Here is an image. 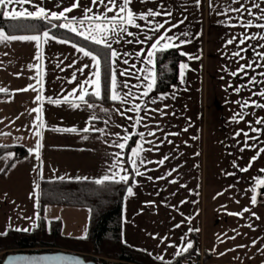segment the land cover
I'll return each instance as SVG.
<instances>
[{
  "label": "crops",
  "instance_id": "1",
  "mask_svg": "<svg viewBox=\"0 0 264 264\" xmlns=\"http://www.w3.org/2000/svg\"><path fill=\"white\" fill-rule=\"evenodd\" d=\"M75 2L76 0H32L31 4L10 5L3 11L12 8L20 10L21 7L35 11L39 5L49 12L59 13ZM253 2L264 8V0H240L247 8H251ZM240 3H233V0H212L210 7L209 0H201L197 7L195 0H133L130 7L136 13L147 12L148 9L171 11V17L161 15L149 19L160 23L169 21L166 28L177 24L178 27L172 28L168 35L190 42L180 44L177 48L187 55L178 63L176 81L165 90L153 89L148 97L141 96L144 85L136 77L142 78L144 75L139 69L151 68L152 65L146 64L143 56L137 58L135 54L142 50L146 53L151 42L138 44L135 40H143L146 35L155 37L157 34L151 31L148 21L137 20L142 30L129 27V31L135 33V36L125 35L119 43L112 42V47L120 54L116 65L118 80H127L133 93L128 98L129 102L124 104L111 100L102 103L86 97L89 103L95 104L90 109L77 99L80 91L77 81L83 83L95 69L89 67L83 73L78 71L86 64L92 65V61L77 50L82 46L72 41L47 31L55 39H50L46 44L41 42L39 50L34 41L0 43V87L9 90L7 93H0V144L21 145L26 149V153L17 158H13V150H6L0 155V232L8 228H33V221L25 217L35 219L38 211L35 206L36 184L41 179H99L108 171L117 152L122 153L124 166L131 172L127 157L131 148L140 142L139 136L132 135L133 142L127 152L116 147V143L123 142L122 137L126 134L143 132L145 140L152 141L143 146L152 151L142 155L152 163L141 166L140 171L145 173L144 176L130 179L129 185H134L133 196H127L129 185L125 188L121 203L122 241L143 249L154 257L162 255L164 259H170L187 242H192L194 235L196 252L200 254L202 264H264V196L258 195L257 204H251L254 178H264V173L260 171L264 169V153H259L258 159L248 167L251 158L257 155L260 148H264V124L256 123L257 119L264 118V109L254 106L241 108L236 103L244 100L264 103V97L252 95L253 92L264 91V75H261L264 67H256L257 63L264 65V59L255 55L256 52H264V48L260 47L264 45V39H251L245 45L238 44L242 33L249 36L264 34V29L257 27L245 29L241 26V20L252 21L254 24L264 23V20L258 18L260 13L255 8H252L255 15L247 12L217 14L223 13L228 7L239 8ZM80 5V8L66 14L69 20L75 17L79 21L85 14V8L91 7L93 13L104 10L103 5L98 7L91 0H80ZM108 15L112 16L113 13ZM181 20L183 23H179ZM68 22L62 19L61 24ZM76 26L80 27L78 23ZM86 29L87 24L81 30ZM0 30L7 35L18 36L42 35L46 31L9 33L3 28ZM183 33L188 35H182ZM233 36L237 40L231 45L226 44ZM62 40L68 43H60ZM127 40H132L133 43L125 42ZM242 47L247 49L241 52L244 59L231 55ZM38 51L43 52L41 61L34 59ZM126 52L130 55H124ZM189 56L193 58L189 59ZM124 60L128 64H124ZM37 63L43 65L40 78L43 81L44 98L42 118L46 125L41 129L42 165L41 160L35 158V152L28 151L35 149L37 140L40 139L35 134L37 113L31 112L40 106V102L35 100L38 93L32 89L17 91L30 84L36 85V80L33 79L36 70L28 65ZM181 63L188 65L183 82L180 79ZM246 63L253 64L252 68L245 69L247 75H231L232 71ZM57 64H60L59 68L56 67ZM133 64L136 65L135 68H132ZM125 69H129L133 75L119 76V71ZM74 72L77 80L69 83ZM253 76L257 81L254 85L249 84ZM241 85L245 87L239 93L235 92L234 89ZM84 87L89 92L92 91L88 85ZM74 88L76 92L69 97V103L56 105L47 101V97L63 100ZM129 88L121 87L118 91L123 95ZM161 95L166 98L161 100ZM71 102L80 103V107L72 108ZM137 103L141 104L139 114L128 111ZM154 109H161L166 114L153 111ZM121 112L124 113L123 116L120 115ZM241 112L245 114L242 120L237 115ZM138 115L143 118L140 124L135 123ZM234 116L236 120H233ZM86 127L89 131L84 132ZM70 128H76L77 131L55 130ZM251 128L261 131L253 132ZM241 129L257 139L246 140L243 134L236 136L235 133ZM149 131L155 132V135L149 136ZM116 133L120 134L119 137ZM171 133L178 135H170ZM169 140L171 143H168ZM245 142L254 147H245ZM164 156L169 159L163 165L155 163ZM241 168H248V171H240ZM173 169L176 171H172ZM149 176L152 177L151 180L148 179ZM172 180L176 183H172ZM34 192L36 195L32 196ZM259 192H264V188L257 189V193ZM244 208H249L250 211L243 213V216L229 214L241 213ZM253 212L259 219L251 214ZM42 214L46 231L50 229L51 220L56 217H59L60 232L63 235L80 237L88 230L89 208L86 206L49 203L43 207ZM249 224L252 225L251 228L248 227ZM233 236L236 238L231 239ZM253 240L256 241L255 245L252 244ZM238 245L246 247H237Z\"/></svg>",
  "mask_w": 264,
  "mask_h": 264
},
{
  "label": "snow or ice",
  "instance_id": "2",
  "mask_svg": "<svg viewBox=\"0 0 264 264\" xmlns=\"http://www.w3.org/2000/svg\"><path fill=\"white\" fill-rule=\"evenodd\" d=\"M92 4L96 6H104V10L100 13H93V10L91 7L83 9L84 16L79 21L76 20L75 17H72L71 20H69V17L66 15L67 13H71L73 9L80 8V0H76L75 3H73L70 7L64 8L59 13L57 12H49L44 7H41L39 5L36 6L35 11H29L26 8L21 7L20 10H16L15 8H12L7 11H0V15H3L5 17H10L13 20L19 19V18H43L47 19L49 21L51 20H68V23H62L59 25V27L66 28L70 30L71 32L77 33L78 35L84 37L87 40L92 41L95 44L102 45L104 48L108 49V60L105 61L107 67L102 68L101 66V58L98 55H94L91 51H88L84 48H78L77 50L81 52L85 57H90L92 61V65H84L82 68H79L78 71L83 73L85 68L94 67V71L91 73V76L89 78H86L83 83H80L77 81V87L80 89L79 95L77 99L85 104L88 108H94V103H89L86 97H95L97 99H102V87L105 88L107 91L105 92V96L110 99L113 102H119L121 104L128 103V98L133 95L131 92V89L129 88V84L127 80L119 81L118 80V68L116 67L117 61L119 58V53L116 49L112 47V42L119 43L121 40L124 39L125 35L132 37L136 34L129 31V27H134L136 29H141V24L137 23V20L142 21H148V25L150 26V29L153 33H156L157 35L151 36L146 35L143 40L137 38L135 40V43L138 44H145L150 43V47L147 50V52H141L136 53L135 55L137 58L140 56L144 57V62L148 65H152L151 68H144L139 69L138 71L141 73H144L143 77L137 76L136 79L140 80V83L144 85V91L141 93L142 97H148L149 93L153 91V89L156 87L157 84V73L154 70L155 69V57L157 56V53L167 51L170 48H178L180 44L187 43L190 41L180 40L178 36H170L168 35L169 32H171L172 28L178 27L177 24H172L171 27H165L166 24L169 23V21L165 20L163 23H160L159 21L153 22L150 20V17H157V16H167L171 17L172 13L171 11H155L153 9H148L147 12H141L136 13L132 10L130 5L133 3V0H107V3H105V0H91ZM32 0H0V10L8 9L10 5H24V4H31ZM233 3H240V0H233ZM195 4L197 7L200 6L201 0H195ZM209 6H212V0H209ZM252 8H255L260 13L259 19L264 20V8H261V5L259 3H252L251 8L245 7L243 3H240L239 8H225L223 13H217L218 15H227L228 12H247L249 15H255V13L252 12ZM91 13V14H90ZM108 13H113L112 16H109ZM229 20H231V17H229ZM79 24V28L76 26V24ZM179 23H183V20H181ZM87 24L86 30H81L84 28V25ZM56 26V25H53ZM232 27H235L236 25H231ZM241 26L245 29L257 27L260 29H264V23L261 24H254L252 21L243 22L241 20ZM161 29H163V32H161ZM182 35L187 36L188 33H183ZM264 39V34L262 33H256L251 36L246 34H241V38L238 41L239 45H245L246 41L251 39ZM54 40V36H50L49 32L45 31L42 35H7L3 30H0V43H6L11 41H34L36 42V47L39 50L41 47V42L48 43L49 40ZM237 40L236 36H233L232 38L228 39L226 41V44L231 45ZM173 41H179V43H174ZM60 43H68V41H59ZM129 44L133 43L132 40L125 41ZM261 48H264V45H260ZM247 49L242 47L239 49V51L233 52L231 55L234 57H239L240 59H244L243 56H241V52L246 51ZM184 55H187L186 53H182ZM124 55H130V53H124ZM255 55L261 59H264V52H256ZM193 57L189 56V59H192ZM198 58V57H196ZM37 61H41L43 59V52L38 51L37 55L34 57ZM62 63V61H61ZM124 64H128L127 60H124ZM29 68H34L36 70V76L33 77V79L36 80V85H28L25 89H19L17 91H28L29 89H32L33 91H36L38 94L35 97V100L40 102V106L37 108H34L31 110V112L37 113L35 117V127H36V135L40 137V139L37 140L35 149H29L28 151L30 153L35 152V158L37 160H41L40 156V149L43 147V135L41 132V129L44 128L46 125L44 123V120L42 118L43 113V81L40 78L42 74L43 65L41 63L37 64H29ZM56 67H60V64H57ZM68 67H71V65H68ZM136 65L133 64L132 68H135ZM253 64L246 63L243 65H240L236 71H232V76H238L239 74L247 75V72L245 69L252 68ZM256 67H264V65L256 64ZM180 68V79L181 82L184 80V73L185 70L188 69V65L185 63H181L179 65ZM63 70V69H61ZM19 75V73L17 74ZM133 73L129 69H125L123 71H119V76H131ZM261 75H264V73H261ZM77 80L75 72L72 75V80L69 81L71 83L72 81ZM106 82V83H105ZM256 78L253 76L249 80V84H256ZM84 85H88L92 91L89 92L87 88L84 87ZM129 88L128 92L121 93L118 91L119 88ZM136 87H139L137 85ZM245 87V85L238 86L234 89L235 92L239 93L241 89ZM9 90L7 88L0 87V93H7ZM76 92V88L72 90L71 93L68 94V96H65L63 100L61 99H53L52 97H47V101L51 104L59 105L61 103H69V97L72 96ZM252 95H258L260 97H264V91L259 92H253ZM166 97L164 95H161L160 99L163 100ZM155 102V101H153ZM237 104L240 105L241 108H247L250 106H254L256 108L264 109V103H258L255 100H244V101H236ZM70 106L72 108H79L80 103L71 102ZM167 107V105H165ZM103 111L107 112V109H103ZM119 111V110H117ZM128 111H134L137 114L141 111V104H134L131 109H128ZM153 111H159L162 112L161 109H154ZM162 114H166L163 113ZM120 115H124V113H120ZM239 118L242 120L244 118V113L241 112L237 114ZM95 117H93L94 119ZM128 119H132V117H128ZM142 117L137 116V119L135 121L136 124H140L142 121ZM233 120H236V117H233ZM257 124H264V118H259L256 121ZM147 127V125H145ZM57 131H66V132H76V128H70V129H55ZM97 131L103 132V129H96ZM253 132H259L261 131L258 128H251L250 129ZM84 132L89 131V128H85L83 130ZM187 131V129H185ZM243 134L246 138V140L251 139L255 140L257 137L249 136L247 132H244L242 129L237 131L235 133L236 136H240ZM116 135L119 137V133H116ZM132 135H138L140 138V142L136 143L135 147H132L130 150V155L127 157V163L131 166V172H129L128 168L124 166L125 161L121 158L122 153L117 152L114 154V160L113 162L108 166V171L101 176L99 179H96L94 181L97 185H104L106 183H112V184H125L129 185L130 178L133 177H141L144 176V172L140 171L141 166L145 165V163H152V161H146V158L142 155L145 152L152 151L151 148H145L143 145L145 143L151 144L152 141L145 140V134L143 132H139L136 134H126L122 137L123 142L116 143V147L123 150L128 146L129 140L132 138ZM149 136H154L155 132L149 131ZM170 135H178V133H171ZM87 137H85L86 139ZM163 143V141H161ZM168 143H171L169 140ZM6 147V146H5ZM245 147H254V145H248L245 142ZM158 151V147L156 148ZM244 149L242 148L241 151ZM259 153H264V148H260L258 150V153L256 156H253L250 160L249 166L251 167V162L255 161L259 157ZM12 154L10 153L9 156ZM168 156H164L163 159L156 161L155 163L159 165H163L166 160H168ZM43 164V161L41 160V165ZM234 167L235 162H233ZM15 167V165H12ZM147 170V169H146ZM172 171H176V169H173ZM240 171H248V168H241ZM262 173H264V169L260 170ZM123 173V174H122ZM168 175H171V172L168 173ZM228 175H234V173H228ZM41 177L43 178V172L41 169ZM60 180H64L65 177H58ZM69 179H72L69 177ZM76 180H87L88 177H75ZM149 180L152 179L151 176L148 177ZM157 179H164V177H157ZM255 183L252 187V192L254 193L251 195V204L256 205L258 195L264 196V192L257 193V189L264 188V178L256 177L254 178ZM172 183H176L175 180L171 181ZM133 186L129 185L127 187V196L131 197L134 195L133 192ZM36 187L39 188V184H36ZM36 193L34 192L32 196H35ZM218 195H222V193H218ZM183 203V202H182ZM37 208L39 207V199L37 198L36 205ZM47 211V209H45ZM91 211V210H90ZM249 208H244L241 213H229L230 215H239L243 216V213L249 212ZM253 216H256V214L253 212L251 213ZM25 219L32 220V227L36 228L39 227V224L37 223L38 220L41 219L40 212L37 211L35 213V219L33 217H25ZM46 219V218H45ZM55 219H59V217H56ZM256 219H259L258 216H256ZM10 227V226H9ZM176 227H180V225H176ZM249 228L252 227L251 224L248 225ZM16 231H29V229H20L16 228ZM198 231V230H197ZM0 235H7V230L4 233H0ZM87 238V230L83 233L82 236L78 237V239H86ZM236 237L233 236L231 239H235ZM167 239V238H163ZM223 242V241H221ZM252 244L255 245L256 241L253 240ZM173 246V245H169ZM237 247H246L245 245H238ZM193 248L192 242H187L186 245L178 250L175 255L181 256L183 253L188 252L190 249ZM229 251H232L231 249ZM223 255V253H221ZM156 259L163 261L164 257L157 256ZM75 264H84L82 261H77Z\"/></svg>",
  "mask_w": 264,
  "mask_h": 264
},
{
  "label": "trees",
  "instance_id": "3",
  "mask_svg": "<svg viewBox=\"0 0 264 264\" xmlns=\"http://www.w3.org/2000/svg\"><path fill=\"white\" fill-rule=\"evenodd\" d=\"M61 22L62 19L49 21L43 18H19L13 20L10 17L0 15V28L9 33L49 31L57 37L72 41L98 55L101 58L102 68L107 67L105 61L108 60V49L66 28L59 27ZM183 57L184 54L177 48H170L167 51L157 53L154 58L155 71L157 73V84L154 90H165L176 81L178 63ZM106 91L102 87V97H104L102 99L87 98L108 103L110 99L105 96ZM132 142L133 138L129 140L125 152H127ZM6 150H13V158L20 157L26 153V149L21 145L0 144V155ZM94 181L95 179H41L38 183L39 188H37L38 211L41 216V219L38 220L39 227L31 228L29 231H16L14 228L6 229L7 235H0L2 256L15 250L34 251L62 248L80 252L86 259L102 260L107 257L122 260L124 261L123 264H195L190 260L193 255L198 256L194 235H192V249L181 256L174 255L172 258L164 259L163 261L156 259V257L143 249L122 241L120 232L121 203L127 185L122 183L97 185ZM49 203L88 207L87 238L78 239V237L63 235L60 232L59 219L51 220L50 229L46 231L42 211L45 204ZM2 256H0V261Z\"/></svg>",
  "mask_w": 264,
  "mask_h": 264
},
{
  "label": "water",
  "instance_id": "4",
  "mask_svg": "<svg viewBox=\"0 0 264 264\" xmlns=\"http://www.w3.org/2000/svg\"><path fill=\"white\" fill-rule=\"evenodd\" d=\"M82 261L84 264H123L116 261H101L86 259L80 252L70 249L51 250H15L3 255L0 264H75Z\"/></svg>",
  "mask_w": 264,
  "mask_h": 264
},
{
  "label": "built area",
  "instance_id": "5",
  "mask_svg": "<svg viewBox=\"0 0 264 264\" xmlns=\"http://www.w3.org/2000/svg\"><path fill=\"white\" fill-rule=\"evenodd\" d=\"M190 260L194 262L195 264H202L201 256L198 254V256L193 255Z\"/></svg>",
  "mask_w": 264,
  "mask_h": 264
},
{
  "label": "rangeland",
  "instance_id": "6",
  "mask_svg": "<svg viewBox=\"0 0 264 264\" xmlns=\"http://www.w3.org/2000/svg\"><path fill=\"white\" fill-rule=\"evenodd\" d=\"M3 254V251H0V256H2ZM3 257V256H2ZM98 262H101V261H116V262H121L122 260H118V259H114V258H107V257H104L102 260H97ZM124 261H122L121 263H123Z\"/></svg>",
  "mask_w": 264,
  "mask_h": 264
}]
</instances>
